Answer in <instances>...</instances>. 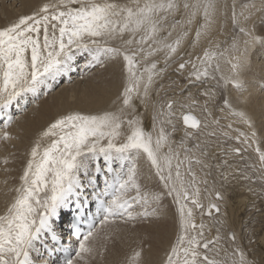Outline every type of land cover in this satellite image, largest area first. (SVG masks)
Listing matches in <instances>:
<instances>
[{"label":"snow or ice","instance_id":"obj_1","mask_svg":"<svg viewBox=\"0 0 264 264\" xmlns=\"http://www.w3.org/2000/svg\"><path fill=\"white\" fill-rule=\"evenodd\" d=\"M257 13H264V0H259V7L254 0L242 4L239 12L236 0L231 5L227 0H49L30 15L0 29V145L14 139L7 131L15 120L9 111L13 105L26 102L29 95L38 98L49 81L67 75L77 54H87L86 67H103L107 61L122 59L125 73L123 91L113 102V110L62 115L33 141L19 184L10 189L14 195L0 214V264H52L42 258V249L48 255L63 252V264H92L98 255L103 258L102 247H97L102 232L107 240L106 230L112 226L134 227L137 221L157 217L166 197L176 205L178 234L163 264H254L236 245L234 233L228 237L234 247L229 249L220 243L222 221L213 214L220 208L209 204L204 209L199 184L207 185L208 180L199 179L194 170V166L201 172L232 167L228 157L240 156L241 148H231L224 152L220 163H211L217 159L213 141L199 140V136L214 137L216 133H205L209 123L202 125L191 113L182 115L183 136L179 149L174 148V102L152 104L149 131L137 114L134 100L147 111L157 78L163 79L172 64L181 74L191 67L186 77L191 82L216 80L213 72L220 71L219 59L228 51L235 54L226 61L232 75L220 76L217 83L223 81L222 87L231 84L241 89L240 75L248 66L250 51L257 45L264 47V35L257 34L256 25L244 26ZM218 18L225 24L230 18L234 33L230 49L220 50L212 37ZM260 22L264 24V15ZM193 26L189 46L194 49L202 39L208 42L195 60L191 53L181 51ZM240 34L244 37L242 46ZM203 95L208 97L203 107L206 119L211 118L208 105L215 102L216 95ZM223 105L252 127L246 113L233 110L227 98ZM166 125H171V132ZM192 140L198 142L189 147ZM256 142L255 131L251 133V143L248 137L240 141L247 147ZM254 151L264 173V151L259 146ZM10 163L5 156L3 164ZM247 167L255 170L257 165ZM220 174L228 179L226 173ZM241 175L250 179L246 173ZM101 176L103 187L98 182ZM153 179L160 190L150 186ZM260 179L264 181V175ZM87 188L92 189L90 194ZM216 199H223L219 192ZM196 212L210 217L211 223L205 224L203 219L197 223ZM65 220L70 225L67 245L54 227ZM213 227L217 234L207 239L205 230L211 232ZM34 253L41 259H34ZM129 264H142V250H134Z\"/></svg>","mask_w":264,"mask_h":264},{"label":"bare ground","instance_id":"obj_2","mask_svg":"<svg viewBox=\"0 0 264 264\" xmlns=\"http://www.w3.org/2000/svg\"><path fill=\"white\" fill-rule=\"evenodd\" d=\"M46 2H49V0H0V29L16 22L22 16L30 15ZM250 2H253V0H236L237 11H240L242 4ZM254 2L259 7V0H254ZM227 3L231 5L232 0H227ZM230 13L231 9L229 8V17ZM261 15H264V13H257L244 26L251 27L255 24L257 34L264 35V24L260 22ZM194 30L195 26H193L192 35L185 41L181 50L182 54L191 53L193 60L197 55H202L203 48L208 46L206 39H202L201 43L194 49L189 46L194 36ZM233 34L230 18L226 24L222 18H218L212 37L215 43L220 44V50L230 49ZM243 39V35L240 34L241 46ZM225 40H227V43H224ZM233 55L235 54L231 51L225 52L224 57L219 59L220 71L213 72L217 79H209L207 82L189 81L186 77L191 71V67L185 69L184 73L181 74L176 71L177 65L172 64L163 79L157 78V82L150 93L147 111L139 104L138 100H134V103L137 104V114L143 118L147 130L151 131L152 104L157 101L163 103L166 100L174 102L173 111L175 116L173 117V123L176 126V131L171 136L174 148L179 149V142L184 129L182 115L188 111L193 112L202 122V125L204 122L209 123V128L204 130L205 133L207 131H215L216 133L214 137H207L204 134L199 136V140L208 139L213 141L212 151L216 154L217 159L211 161V163H220L224 158V152L227 150L234 147L241 148L240 156L232 154L228 157L229 164L232 167L220 169L213 167L212 169H204L201 172L199 167L194 166V170L199 179L206 178L208 180L207 185L199 184L201 189L200 200L204 205V209L207 210L209 204H216L220 208L219 213H215V210H213L216 219L222 221V225L219 227L223 239L220 243L229 249L234 247L235 245L228 238L229 234L234 233L236 235V245L243 249L248 258L254 264H264V181L260 179V176L264 173L259 169L258 157L254 151L257 146L261 151H264V47L257 45L250 51L248 66L240 75L243 87L239 90L233 88L231 84L226 88L222 87L223 81H219V85L217 83L220 76L229 77L232 75L231 65L226 61ZM188 58L189 56L185 54V59ZM86 64L87 54H77L71 70L76 76H59L55 80L49 81L48 87L41 89L44 95L39 94L38 98L29 95L26 102L13 105L9 110L15 120L7 131L14 139L7 142V144L0 145V214L4 212L6 202H9L14 195L10 189L19 184L18 178L22 173L23 166L28 158L27 153L32 147L33 141L49 123L70 112L96 114L114 109L113 102L117 101V97L123 91L125 84L123 60L107 61L103 67L99 65L86 67ZM160 66H163L162 61ZM81 76L83 77L81 78ZM75 80L76 82L73 83L72 81ZM56 89L58 90L55 91ZM50 92L52 94L48 96ZM205 92H212L216 95L215 102L208 105L212 111V116L207 119L203 110L205 101L208 99L207 96L203 95ZM224 98L229 100L233 110L246 113L252 123L251 128L238 117L232 115L228 108L224 107ZM33 103L34 105L30 108ZM27 110L28 112H26ZM13 111L15 113H12ZM0 120L3 123L2 117H0ZM213 120H218L219 123H212ZM165 127L167 131H172L171 125ZM252 131L256 132L257 142L252 144V147L240 143L245 137H248L249 143H251ZM197 142L198 140L189 141L188 146L193 147ZM245 148H247V151H244ZM5 156H8L11 161L8 165L3 164ZM141 164L146 172L147 168L143 165V161H141ZM250 164H256V169L253 170L247 167ZM5 168L9 170L5 171ZM208 172H211V175L205 177L204 173ZM221 172L228 175L227 180L221 176ZM241 173H246L250 179H244ZM99 186L101 185L99 184ZM150 186L160 190L155 179L150 182ZM87 192L90 194L92 189L87 188ZM217 192L221 194L223 199H216ZM168 199L176 207L172 198L166 197L161 203L157 217H151L148 221H137L139 227H135L137 232L134 231L133 233L135 243L130 247L132 249L126 247L128 250L130 249L129 251L126 252L127 249H121L118 253H113L114 249L112 248L113 252L110 254L109 239L97 242V247H102L104 252L103 260L109 261L108 264H129V257L134 250H142V264H163L178 234L176 208H171L167 204L168 201L165 203ZM160 213L162 215L159 221ZM201 219L205 224L211 223L210 217L207 215L201 217L199 212H196V222L199 223ZM54 227L58 235L61 234L63 240L69 242L67 233L70 225L67 220L63 223L57 222ZM216 234L215 227L212 228L211 232L205 230L207 239H213ZM136 235L138 236L136 237ZM72 243L74 244L75 241L72 240ZM49 246H52L50 241ZM125 252L126 254L123 255ZM42 253V258L49 261L57 256V253L48 255L43 252V249ZM33 257L37 260L41 259L35 253ZM97 257L93 261L101 258L99 255ZM96 263L98 262L96 261Z\"/></svg>","mask_w":264,"mask_h":264},{"label":"rangeland","instance_id":"obj_3","mask_svg":"<svg viewBox=\"0 0 264 264\" xmlns=\"http://www.w3.org/2000/svg\"><path fill=\"white\" fill-rule=\"evenodd\" d=\"M1 8V7H0ZM85 74V73H84ZM66 76H68V77H71V76H76V75H74L71 71L66 75ZM84 76V75H83ZM83 76H81V78L83 77ZM62 77H65V75H62ZM80 78V79H81ZM79 79V80H80ZM73 83L74 82H76V80L75 81H72ZM72 83V84H73ZM59 86V85H58ZM58 89H56L55 91H57ZM54 92V91H53ZM50 94H52L51 92L50 93H48V96L50 95ZM40 95H44L43 94V90H41V93H40ZM45 98H48V97H45ZM161 99V98H160ZM34 105V103L30 106V108L32 107ZM26 112H28V110L26 111ZM26 112H24V113H26ZM189 112V111H188ZM186 113V112H185ZM190 113H193V112H190ZM194 114V113H193ZM23 115V114H22ZM195 115V114H194ZM199 119V118H198ZM100 162H103V161H100ZM82 179H83V177H82ZM86 193H88L87 192V189H86ZM168 201V205H170V207L171 208H173L174 206L172 205V203H171V201H169V199L168 200H166L165 201V203ZM174 208H176V207H174ZM177 211H175V213H176ZM161 215H162V213H160V215H159V221H160V219H161ZM175 215H177V213L175 214ZM176 219H177V216H176ZM149 220V219H148ZM148 220H146V221H148ZM139 222V221H138ZM138 222H136L135 223V226L133 227V225L132 224H117V225H115V226H112L110 229H108V230H106L107 231V234H108V236H109V241H108V246L111 248L110 249V254H112V248L114 249V252L113 253H118L119 252V250H121V249H124V250H126V252L127 251H129L130 249H132V248H130V247H132V245L135 243L134 241H133V238H134V231H135V233L137 232V230H136V228L135 227H139V225H137L138 224ZM230 235V234H229ZM138 235H136V237H137ZM65 237V236H64ZM104 233L102 232L101 233V239L99 240V241H97V242H102L103 240H105L104 238ZM126 247H128V248H130L129 250H128V248H126ZM126 252L123 254V255H125L126 254ZM98 258V257H97ZM99 264H108V263H110L109 261H107V260H103V258H102V260H101V258H99L98 260H96ZM96 261H93L94 263L93 264H98V263H96ZM112 263H113V261H112Z\"/></svg>","mask_w":264,"mask_h":264},{"label":"water","instance_id":"obj_4","mask_svg":"<svg viewBox=\"0 0 264 264\" xmlns=\"http://www.w3.org/2000/svg\"><path fill=\"white\" fill-rule=\"evenodd\" d=\"M188 113H190V112H187V113H185V114H188ZM192 115H194L193 113H191ZM195 116V115H194ZM196 117V116H195ZM197 118V117H196ZM182 123H183V120H182ZM184 125V124H183Z\"/></svg>","mask_w":264,"mask_h":264}]
</instances>
